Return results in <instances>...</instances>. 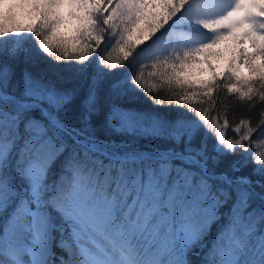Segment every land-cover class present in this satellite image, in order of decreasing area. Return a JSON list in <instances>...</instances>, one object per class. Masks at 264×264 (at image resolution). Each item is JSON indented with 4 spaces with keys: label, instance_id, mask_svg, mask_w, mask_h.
Wrapping results in <instances>:
<instances>
[{
    "label": "snow or ice",
    "instance_id": "6c2138e0",
    "mask_svg": "<svg viewBox=\"0 0 264 264\" xmlns=\"http://www.w3.org/2000/svg\"><path fill=\"white\" fill-rule=\"evenodd\" d=\"M0 264H264V0H0Z\"/></svg>",
    "mask_w": 264,
    "mask_h": 264
},
{
    "label": "trees",
    "instance_id": "16d2710c",
    "mask_svg": "<svg viewBox=\"0 0 264 264\" xmlns=\"http://www.w3.org/2000/svg\"><path fill=\"white\" fill-rule=\"evenodd\" d=\"M40 63L37 65V70L42 71L44 73H46L50 78L53 79H57L59 77H63L64 79H69L71 76V72L67 69L66 65L64 64H60L57 65L55 62H53L51 60V58H47L45 56H41L40 57ZM223 66H224V61H219L218 62V67L220 70H223ZM124 71H128V69H116L115 72L116 73H122ZM242 72V70H241ZM243 75H247L248 73L244 74L242 72ZM204 79H207V74H205V76L203 77ZM154 95H161L160 93H156ZM228 101H234L235 98L229 96ZM125 103H127V101H125ZM133 103L135 104V106L141 108V109H155L159 112H169V111H177L178 109L173 108H169V107H157L155 105L152 104L151 100H149L146 96H144L143 93H137L136 97L133 98ZM259 107V105H258ZM244 112V109L240 106V102L239 101H235V107L230 108V110L228 111V117L229 120L231 121L233 114H235V116L237 117V119L239 118V116L241 115V113ZM237 155H240V153L238 152ZM229 159H234V157H230ZM251 167V166H250ZM215 226L212 229L211 235H209V237H207L208 239H212V237L215 235ZM193 259H196L195 257H193Z\"/></svg>",
    "mask_w": 264,
    "mask_h": 264
},
{
    "label": "rangeland",
    "instance_id": "374dc122",
    "mask_svg": "<svg viewBox=\"0 0 264 264\" xmlns=\"http://www.w3.org/2000/svg\"><path fill=\"white\" fill-rule=\"evenodd\" d=\"M242 70V72L244 73V74H246L247 73V69H241ZM207 241H211V239H208Z\"/></svg>",
    "mask_w": 264,
    "mask_h": 264
}]
</instances>
